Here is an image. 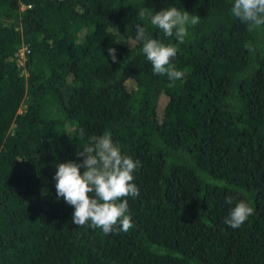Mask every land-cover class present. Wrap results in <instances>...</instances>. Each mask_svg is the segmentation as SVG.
I'll return each mask as SVG.
<instances>
[{"label":"trees","instance_id":"obj_1","mask_svg":"<svg viewBox=\"0 0 264 264\" xmlns=\"http://www.w3.org/2000/svg\"><path fill=\"white\" fill-rule=\"evenodd\" d=\"M233 4L0 0V264H264V25ZM170 6L200 18L183 43L138 16ZM136 25L177 48L182 79L154 74ZM105 132L140 162L128 232L57 199V164ZM239 201L254 214L233 229Z\"/></svg>","mask_w":264,"mask_h":264},{"label":"clouds","instance_id":"obj_2","mask_svg":"<svg viewBox=\"0 0 264 264\" xmlns=\"http://www.w3.org/2000/svg\"><path fill=\"white\" fill-rule=\"evenodd\" d=\"M144 8L138 12L141 20L163 31L165 36L175 35L179 43L188 35V26L197 25L200 18L177 7H168L159 12ZM231 13L242 23L248 25L249 31L264 25V0H234ZM136 41H143L142 52L153 66L154 74H167L170 80L183 77L182 71L166 67L177 54V48L164 45L157 39L149 38L141 25H136ZM108 57L113 63H120L116 58V49H107ZM83 136V130L80 131ZM90 143L78 154L82 163L67 161L57 164L53 179L56 181L57 199L63 200L74 208L72 222L84 226L91 222L92 227L100 228L105 234L119 229L128 232L133 228L132 218L128 213L126 197H138L139 189L132 183L133 172L140 162L123 155L120 147L113 143L110 133L91 136ZM83 168V174L80 169ZM94 193V196H90ZM231 204L232 198L226 197ZM254 214V210L244 201L236 203L225 219V224L233 229L239 228Z\"/></svg>","mask_w":264,"mask_h":264},{"label":"rangeland","instance_id":"obj_3","mask_svg":"<svg viewBox=\"0 0 264 264\" xmlns=\"http://www.w3.org/2000/svg\"><path fill=\"white\" fill-rule=\"evenodd\" d=\"M166 102H167V99H165L163 97L160 99V102H159V109L160 110L165 106ZM24 109H25V105H23L21 107V111L24 110Z\"/></svg>","mask_w":264,"mask_h":264}]
</instances>
